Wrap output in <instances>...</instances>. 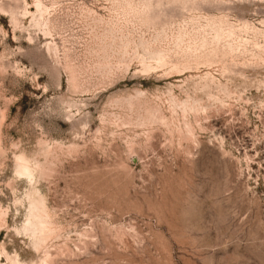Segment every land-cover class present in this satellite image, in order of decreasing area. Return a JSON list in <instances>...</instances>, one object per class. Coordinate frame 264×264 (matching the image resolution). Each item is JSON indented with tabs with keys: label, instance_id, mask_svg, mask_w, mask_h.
Returning a JSON list of instances; mask_svg holds the SVG:
<instances>
[{
	"label": "rangeland",
	"instance_id": "obj_1",
	"mask_svg": "<svg viewBox=\"0 0 264 264\" xmlns=\"http://www.w3.org/2000/svg\"><path fill=\"white\" fill-rule=\"evenodd\" d=\"M0 264H264V0H0Z\"/></svg>",
	"mask_w": 264,
	"mask_h": 264
}]
</instances>
